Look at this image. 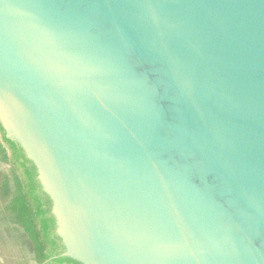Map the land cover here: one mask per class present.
Instances as JSON below:
<instances>
[{
	"label": "water",
	"instance_id": "water-1",
	"mask_svg": "<svg viewBox=\"0 0 264 264\" xmlns=\"http://www.w3.org/2000/svg\"><path fill=\"white\" fill-rule=\"evenodd\" d=\"M0 124L80 264H264V0H0Z\"/></svg>",
	"mask_w": 264,
	"mask_h": 264
},
{
	"label": "trees",
	"instance_id": "trees-1",
	"mask_svg": "<svg viewBox=\"0 0 264 264\" xmlns=\"http://www.w3.org/2000/svg\"><path fill=\"white\" fill-rule=\"evenodd\" d=\"M0 135L10 149L11 156L6 154L1 142L0 155L10 162L15 172V190L8 208L32 241L37 264H80L61 255L64 248L55 232V220L50 211L51 202L37 180L36 167L27 158L22 147L5 136L1 124Z\"/></svg>",
	"mask_w": 264,
	"mask_h": 264
},
{
	"label": "crops",
	"instance_id": "crops-1",
	"mask_svg": "<svg viewBox=\"0 0 264 264\" xmlns=\"http://www.w3.org/2000/svg\"><path fill=\"white\" fill-rule=\"evenodd\" d=\"M4 161L0 155V264H8L7 258L8 254H10L11 239L13 240V245H15V251L19 254L20 263L19 261L17 263L33 264L30 261L32 257L31 249L28 247L30 244L29 239L10 213L8 199L5 201L4 198L3 186L6 183V179L11 178L9 177L8 166Z\"/></svg>",
	"mask_w": 264,
	"mask_h": 264
},
{
	"label": "flooded vegetation",
	"instance_id": "flooded-vegetation-1",
	"mask_svg": "<svg viewBox=\"0 0 264 264\" xmlns=\"http://www.w3.org/2000/svg\"><path fill=\"white\" fill-rule=\"evenodd\" d=\"M0 142H1V144H2V146L5 148V152H6V154L10 157L11 156V151H10V149L8 148V146L4 143V141L2 140V138H1V135H0ZM4 163L8 166L7 168H8V170H9V177H11V178H9V179H7L8 180V183H9V186H8V188H9V193H8V196L7 197H4L5 198V201H6V199H8V201L10 202V199H11V197H12V195H13V193H14V190H15V186H14V180H13V175L15 174V172L13 171V169H12V166H11V164H10V162L9 161H4ZM10 170H11V175H10ZM14 173V174H13ZM11 182V183H10ZM9 202H8V204H9ZM15 221L17 222V224L24 230V228H23V226L15 219ZM24 232H25V230H24ZM25 234L27 235V237H28V239H29V246L28 247H30V249H31V257H32V259L30 260L33 264H37V262H36V260H35V252H34V246H33V244H32V241L30 240V238H29V236H28V234L25 232ZM19 260H17V262H18ZM19 263H20V261H19ZM18 263V264H19Z\"/></svg>",
	"mask_w": 264,
	"mask_h": 264
},
{
	"label": "rangeland",
	"instance_id": "rangeland-1",
	"mask_svg": "<svg viewBox=\"0 0 264 264\" xmlns=\"http://www.w3.org/2000/svg\"><path fill=\"white\" fill-rule=\"evenodd\" d=\"M11 183V182H10ZM9 183H8V180L6 179V183L5 185L3 186V192H4V196L7 197L8 196V193H9ZM5 187V189H4ZM13 240L11 239V245H10V254H8V258H7V263L8 264H18L17 263V260H20L19 259V254L17 251H15V245H13L14 243L12 242Z\"/></svg>",
	"mask_w": 264,
	"mask_h": 264
}]
</instances>
